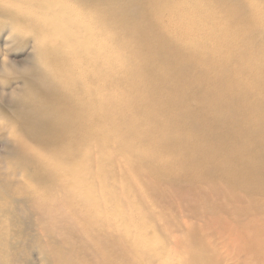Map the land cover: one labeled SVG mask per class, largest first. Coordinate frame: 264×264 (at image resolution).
<instances>
[{
  "label": "bare ground",
  "instance_id": "1",
  "mask_svg": "<svg viewBox=\"0 0 264 264\" xmlns=\"http://www.w3.org/2000/svg\"><path fill=\"white\" fill-rule=\"evenodd\" d=\"M0 37V75L22 83L0 106L11 116L0 126V264L34 253L39 264H223L203 226L179 241L163 236L152 199L141 210L150 198L136 187L150 174L178 188L188 178L185 197L209 200L202 185L216 178L243 190L218 240L264 264V0H0ZM181 126L198 137L173 136ZM176 147L195 149L177 170ZM148 183L170 209L190 208ZM176 213L165 225L181 228Z\"/></svg>",
  "mask_w": 264,
  "mask_h": 264
},
{
  "label": "rangeland",
  "instance_id": "2",
  "mask_svg": "<svg viewBox=\"0 0 264 264\" xmlns=\"http://www.w3.org/2000/svg\"><path fill=\"white\" fill-rule=\"evenodd\" d=\"M5 44H4V41L3 40H1V37H0V48H2L3 46H4ZM30 51V48H28L25 52H22V53H20V52H17V51H14V52H12V53H10V54H8L9 56L7 57V61L8 60H14V59H16L17 61L18 60H22V59H24V58H26V56H27V53ZM2 53H4V52H2ZM1 57H3V55L1 56V50H0V58ZM16 57V58H15ZM173 57H175V56H173ZM177 66V65H176ZM188 70V69H187ZM165 71H167L166 73H165ZM187 73H189V72H185L184 73V75H186ZM163 75L165 76H167V75H169V71L167 70V69H164V72H163ZM13 82H15V83H13ZM18 82V83H17ZM192 84L193 83H191V87H192ZM21 86H22V83L20 82V80H16L15 78H14V76L13 75H11V74H3V75H0V106H2V107H6L5 105L7 104L6 102H9V103H11V104H15V97H14V93H16V92H18L20 89H21ZM194 87V86H193ZM195 87H196V85H195ZM194 87V88H195ZM11 89V90H10ZM15 91V92H14ZM13 92V93H12ZM6 95H5V94ZM8 93V94H7ZM10 93V94H9ZM12 93V94H11ZM2 94V95H1ZM9 95V96H8ZM11 95V96H10ZM8 97V98H7ZM199 98H197V99H195V101H193L192 103H191V105H192V107H194L196 104H198V101H201V99H199ZM198 100V101H197ZM165 106H167L168 107V105H165ZM164 108H166V107H164ZM6 111H4V110H1L0 109V126H6V124L8 123V117L10 118L11 116H8V114L6 115ZM196 113V112H195ZM194 113V114H195ZM194 114H192V118L194 119V120H196L197 119V117H195V116H193ZM11 119V118H10ZM165 119H167V118H165ZM169 119V118H168ZM168 119H167V121H168ZM161 121H163V122H165V120H163L162 118H161ZM196 122V121H195ZM161 124H163V123H161ZM203 127H204V125H203ZM184 128V129H183ZM177 129V130H176ZM176 129H174L173 130V136H175V135H177L178 133H182V134H185V132L184 131H186V133H187V131H188V134H189V136H187L188 134H186V135H184V136H182V137H184V138H187V139H190V137L192 138L193 136H196V137H198V135H199V133L197 132V131H194L193 129H191V127H185V126H181V127H179V129L178 128H176ZM187 129V130H186ZM179 130H181L180 132H179ZM190 131H192V132H190ZM177 132V133H176ZM190 132V133H189ZM158 139V138H157ZM200 142L202 143V142H205L206 141V138L205 137H200ZM155 142H158V141H156V139L154 140ZM7 140L6 139H0V157L1 156H4V155H6V152H7V150H6V148H7ZM176 149H177V151H178V153L174 156V158H173V160L174 159H176L175 157H177V158H179L180 159V161H182V162H184L185 161V157H186V155H193V151L195 150V149H192L191 147H189V148H187V149H180V150H178L179 148L178 147H176ZM259 152H260V150H258ZM181 152H182V154H181ZM179 154H181V155H179ZM183 157V158H182ZM178 159V160H179ZM177 159L176 160H174V162H172L173 163V166L175 167V169L177 170V169H179L180 168V161H178ZM184 160V161H183ZM233 171H236V172H240V169H238L237 168V170L236 169H233ZM177 172V171H176ZM133 175H134V173H132ZM131 174V176H132V178H133V180H135V176L133 177V175ZM230 174H233L231 171H230ZM136 175V174H135ZM139 177L140 176H138L137 177V181L139 180ZM142 178V177H141ZM140 178V181H139V183L140 184H137V187H136V181H135V187L138 189L139 188V190L141 191V189H143L144 188V190L146 189L145 187H144V185H147V184H149L148 183V180H149V182H150V184L152 183H154V185H156L157 184V182H159L160 183V185H161V183H163L162 185H165V186H161L160 187V189L162 190V188H167V189H165V190H168L169 189V191L170 192H168V193H171V191H172V195L170 194V196L172 197V199H173V201H175L176 203H179L178 204V206L180 205V204H186L188 207H194V205L196 206V205H199L200 204V206L201 205H204L205 203V205H207V206H209V209L206 211V215H203V213H201V215L200 216H197L196 217V215L195 216H193V214L190 212V208H187L186 206H182V205H180V207H179V209L178 208H176L175 209V211L174 210H172V209H170V207L168 206V201L166 200V202L165 201H163V196L162 195H160L159 196V194H156V196H154L153 197V195H150V194H153L152 192L150 193L149 192V190H143L142 192H143V197H144V200H145V202L147 201V198L145 197L146 196V194H147V197L148 198H150L149 200H148V202H144L145 203V208L142 206V209H141V206H139V212H140V209L141 210H144L145 209V211H147L146 209V204L148 203V205H147V207L148 208H151L152 207V209H156L155 210V212H156V214H157V216H159L160 214L161 215H163L164 216V214L166 213V216H164V218L163 219H161V220H159V221H157V223H159L160 224V227H162V225H164V226H166V227H168L169 228V231L167 232V233H162L163 234V236L165 237V235L166 234H171V236L172 237H176L179 241H184V242H188V243H190V240H189V237H188V232L186 231V230H190V228H191V225L193 224V226H192V228H196L197 229V227H198V232H200L201 231V226H203V228H202V231H203V235H202V232H200L201 233V235H202V238H203V240L204 241H206V239L207 238H209V240H210V242H212V245H213V248L212 249H215L214 250V252L220 257V258H222V260L224 261V263L223 264H248V262H246L247 260H245L246 258H247V256L245 257V255L244 254H240L241 256H242V258H240V255L238 254V253H235L234 252V254H232V248L230 247V246H228L226 243H229L228 241H227V239H224V240H222V238L221 239H219L218 240V238H219V236L217 235V233L218 232H220V231H217L216 229L218 228V230H221L220 228H222L221 226V224H224V222H225V218L227 219V221H228V219H230L229 221L230 222H227V223H232V225H230L232 228L236 225V223L238 222V220L236 219L237 218V216H233L234 215V210H235V207H237V206H239V208H242V205L241 204H236L237 202L236 201H239V199H242V200H244L243 198H244V191L243 190H240L239 188H237V189H235V187H233L232 185H230L228 182L227 183H225V182H222L221 180H220V178H219V185H217V179L218 178H216V179H214V180H210L209 182H206L204 185H202V188L204 189V191H206L209 195H212V198H210L209 200H207V197H206V195H201V196H195V197H185V196H187L186 195V193L188 192L187 190L189 189L188 187L190 186V184H191V182H189V180H188V178H186V179H184L183 181L184 182H182L181 180L179 181L180 183H181V185H180V187L178 188V183H174L173 181L174 180H176V179H174L173 181L169 178V177H166L165 175H160V174H150V175H148V177L146 176V177H143L142 179ZM146 178H148V179H146ZM151 178V179H150ZM164 178V179H163ZM168 178V179H167ZM144 179V180H143ZM145 179L147 180L146 182H144L145 181ZM158 179V180H157ZM152 180V181H151ZM161 181V182H160ZM167 182H168V185H167ZM142 183H146V184H144V185H141ZM159 183L157 184V185H159ZM172 183V184H171ZM209 183V184H208ZM221 183V184H220ZM171 185V186H170ZM206 185V186H205ZM140 186L142 187L141 189H140ZM169 186V187H168ZM171 187H172V189H171ZM219 188V189H218ZM235 189V190H234ZM164 190V191H165ZM180 190H182L183 191V194H180L179 193V191ZM223 190V191H222ZM163 191V190H162ZM204 191H203V193H204ZM218 191H220L221 192V194L218 192ZM146 192V193H145ZM167 192V191H166ZM150 193V194H149ZM167 193V194H168ZM235 193V194H234ZM164 194L166 195V193L164 192ZM229 194V195H228ZM155 195V194H154ZM151 196V197H150ZM162 196V198H160ZM157 197V198H156ZM160 198V199H159ZM178 198V199H177ZM237 199V200H234V199ZM151 199H152V202H151ZM157 199H159V200H157ZM162 199V200H161ZM195 199V200H194ZM233 199V200H232ZM138 200V199H137ZM153 200H154V202H153ZM160 200L161 201H163V202H160ZM190 200H194V201H190ZM223 200H226V204H224L225 206L224 207H222L223 205H222V203H223ZM229 200V201H228ZM139 201V200H138ZM182 201V202H181ZM232 201H234V203H231ZM244 201H246V200H244ZM140 202V201H139ZM139 202H138V204H139ZM149 202H151V203H149ZM156 202V203H155ZM181 202V203H180ZM192 202V203H191ZM154 203V204H153ZM191 203V204H190ZM149 204H151V207H150V205ZM155 204H158V205H160V206H156ZM164 204V205H163ZM154 207H153V206ZM190 205V206H189ZM219 205V206H218ZM167 207V208H165V207ZM156 207H158V208H156ZM169 207V208H168ZM216 207V208H215ZM186 208L187 209H189V210H186ZM138 209V208H137ZM151 209V210H152ZM163 209H165L164 211H162L161 212V210H163ZM170 209V210H169ZM178 209V210H177ZM181 209H183V210H185L184 212L181 210ZM211 209V210H210ZM232 209V210H231ZM169 210V211H168ZM231 210V211H230ZM172 213H176L175 215L177 216L176 217V222L179 220L180 222H181V224H180V227L181 228H178L177 226H172V224L171 225H165L167 222H165L164 221V219H166V218H169L170 216H168V215H170V214H172ZM178 211H180V212H178ZM186 211H187V213H189V217L187 216L188 214H186ZM165 212V213H164ZM233 213V215H232V213ZM160 213V214H159ZM170 213V214H169ZM185 213V214H184ZM219 213H221V215L219 214ZM181 215H182V217H181ZM222 215H223V217H222ZM224 215H226L225 217H224ZM229 215H231V216H233V217H228ZM221 216V217H220ZM196 218V219H194V218ZM213 217H215L214 219H213ZM218 217V218H217ZM148 218V220L150 219L149 217H147ZM159 218V217H158ZM209 218H211V219H209ZM216 218H217V223H215L216 222ZM170 219V218H169ZM220 220H222L221 222H220ZM211 221V222H210ZM22 222V229L23 230H21L20 228L19 229H15V228H11V238H13V236L15 237L16 235H18V236H22V232H23V235L25 234L24 233V230H25V223H28V221L26 220V221H21ZM25 222V223H24ZM149 222V221H148ZM150 222L152 223L153 221L150 219ZM212 222H214L215 223V225L216 226H214L213 227V225H214V223H212ZM162 223V224H161ZM195 224V225H194ZM197 224V225H196ZM202 224V225H201ZM213 224V225H212ZM225 224H226V222H225ZM224 224V225H225ZM235 224V225H234ZM151 225H153V224H151ZM212 225V226H211ZM228 225V224H227ZM228 225V226H229ZM159 227V228H160ZM209 227V228H208ZM217 227V228H216ZM175 228V229H174ZM177 228V229H176ZM199 228H200V230H199ZM14 229V230H13ZM211 229V230H210ZM177 230V231H176ZM217 231V232H215V231ZM18 232V233H17ZM186 232H187V234H186ZM212 232V233H211ZM15 233H16V235H15ZM207 233V234H206ZM209 233H211V234H209ZM213 233H214V235H213ZM219 234H221V233H219ZM166 236H168V235H166ZM187 236V237H186ZM207 237V238H204V237ZM211 236V237H210ZM187 238H188V240H187ZM153 239V238H152ZM191 239V238H190ZM155 240V239H154ZM224 241L225 242V245L227 246V247H230V248H228V249H230V251L226 248V246L224 245V243H222V244H220V242L219 241ZM227 241V242H226ZM16 244H18L16 241H14ZM207 242H209L208 241V239H207ZM205 243V246H210L211 245V243ZM215 242V243H214ZM218 243L220 244V246H221V248H222V250H220V246L218 245ZM208 244V245H207ZM210 244V245H209ZM214 244H215V246H214ZM211 245V246H212ZM224 246V248H223V246ZM18 246V245H17ZM211 246L209 247V248H211ZM172 247H174V246H172ZM219 248V249H218ZM218 249V250H217ZM179 251H181L180 249H178ZM224 250V251H223ZM223 253H222V252ZM221 252V253H220ZM229 253V254H228ZM36 253H34V255L31 257H29L28 258V262L29 263H31V264H39V262H34L35 261V258H36ZM225 255V256H224ZM229 256V257H228ZM232 256V257H231ZM226 257V258H225ZM177 258V256L175 257V262H177L178 261V259H176ZM231 258V259H230ZM224 259H226V260H224ZM34 260V261H33ZM33 262V263H32ZM226 262V263H225ZM178 263V262H177Z\"/></svg>",
  "mask_w": 264,
  "mask_h": 264
}]
</instances>
